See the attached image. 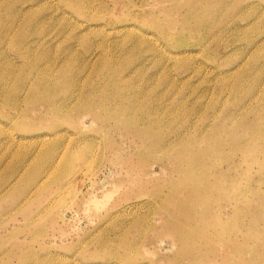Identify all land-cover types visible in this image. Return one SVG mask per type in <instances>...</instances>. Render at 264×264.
Listing matches in <instances>:
<instances>
[{
    "label": "rangeland",
    "instance_id": "374dc122",
    "mask_svg": "<svg viewBox=\"0 0 264 264\" xmlns=\"http://www.w3.org/2000/svg\"><path fill=\"white\" fill-rule=\"evenodd\" d=\"M263 4L0 0V264H190L172 229L198 223L192 195L199 264H264ZM196 158L198 192L179 171Z\"/></svg>",
    "mask_w": 264,
    "mask_h": 264
},
{
    "label": "bare ground",
    "instance_id": "6f19581e",
    "mask_svg": "<svg viewBox=\"0 0 264 264\" xmlns=\"http://www.w3.org/2000/svg\"><path fill=\"white\" fill-rule=\"evenodd\" d=\"M144 2H146V1H144ZM224 2V1H223ZM222 2V3H223ZM226 3V2H225ZM53 4V3H52ZM56 5V4H55ZM227 5V4H226ZM229 5V4H228ZM264 5V4H263ZM263 5L261 6V7H263ZM196 7H197V5H196ZM200 7V6H199ZM199 7H198V9H199ZM54 8V7H53ZM57 8V7H56ZM133 8H135V7H133ZM191 8V7H190ZM137 9V8H136ZM196 9V8H195ZM51 10V9H50ZM57 10H58V8H57ZM59 10H60V8H59ZM189 10V9H188ZM56 11V10H55ZM136 11V10H135ZM52 12V11H51ZM193 12V11H192ZM197 12V11H196ZM201 12H203V11H201ZM187 13V12H186ZM138 14V13H137ZM188 14V13H187ZM191 14V13H190ZM197 14V13H196ZM201 14V13H200ZM192 15V14H191ZM198 15H199V13H198ZM200 16V15H199ZM189 17V16H188ZM194 17V16H193ZM186 18H187V16H186ZM197 18H199V17H197ZM150 19V18H149ZM36 20V19H35ZM189 20V19H188ZM214 20H216V19H214ZM32 21V20H31ZM39 21H41L40 19H39ZM157 21V20H156ZM184 21V20H183ZM182 21V22H183ZM35 22V21H34ZM158 22V21H157ZM194 22V21H193ZM202 22V21H201ZM31 23V22H30ZM29 23V24H30ZM195 23V22H194ZM215 23V22H214ZM218 23H219V21H218ZM73 24V23H72ZM191 24V23H190ZM205 24V23H204ZM220 24V23H219ZM31 25V24H30ZM170 25H172V24H170ZM195 25H196V23H195ZM213 25V24H212ZM74 26V25H73ZM168 26V25H167ZM201 26V25H200ZM207 26V25H206ZM211 26V25H210ZM217 26V25H216ZM72 27V26H71ZM175 27V26H174ZM186 27V26H185ZM184 27V28H185ZM192 27V26H191ZM198 27V26H197ZM30 28V27H29ZM122 28V27H121ZM131 28V27H130ZM133 28V27H132ZM186 28H188V27H186ZM207 28V27H206ZM10 30V29H9ZM25 30V29H24ZM119 30V29H118ZM187 30H189V29H187ZM191 30V29H190ZM11 31V30H10ZM122 31H124L123 29H122ZM126 31H129V29L127 28V30ZM133 31V30H132ZM135 31V30H134ZM155 31V30H154ZM12 32H13V30H12ZM146 32V31H145ZM190 32V31H189ZM6 33V32H5ZM10 33V32H9ZM9 33H8V35H9ZM119 33V32H118ZM127 33V32H126ZM125 33V34H126ZM129 33V32H128ZM147 33V32H146ZM152 33V32H151ZM12 34H14V33H12ZM28 34V33H27ZM135 34V33H134ZM148 34V33H147ZM18 35V34H17ZM127 35V34H126ZM136 35V34H135ZM140 35V34H139ZM149 35V34H148ZM154 35V34H153ZM177 35H180V34H177ZM11 36V35H10ZM26 36V35H25ZM107 36V35H106ZM129 36V35H128ZM130 36H131V34H130ZM144 36V35H143ZM4 37V36H3ZM13 37V36H12ZM11 37V38H12ZM23 37V36H22ZM40 37V36H39ZM38 37V38H39ZM108 37H109V35H108ZM117 37V36H116ZM124 37H125V35H124ZM133 37V36H132ZM148 37V36H147ZM175 37H178V36H176L175 35ZM175 37H174V39H175ZM6 38V37H5ZM24 38V37H23ZM30 38V37H29ZM110 38H111V36H110ZM117 38H119V37H117ZM126 38V37H125ZM139 38V37H138ZM10 39V38H9ZM8 39V40H9ZM25 39H27V38H25ZM73 39V38H72ZM115 39V38H114ZM131 39V38H130ZM133 39H135V38H133ZM140 39V38H139ZM149 39V38H148ZM151 39V38H150ZM155 39V38H154ZM158 39H160V38H158ZM14 40V39H13ZM22 40V39H21ZM30 40V39H29ZM48 40V39H47ZM108 40H109V38H108ZM119 40V39H118ZM132 40V39H131ZM135 40H137V39H135ZM40 41V40H39ZM121 40H119V42H120ZM123 41V40H122ZM139 41V40H138ZM153 41V40H152ZM157 41V40H156ZM168 41V40H167ZM175 41H176V39H175ZM199 41V40H198ZM32 42V41H31ZM36 41H34V43H35ZM37 42H38V40H37ZM131 42V41H130ZM143 42V41H142ZM142 42H140V43H142ZM158 42V41H157ZM180 42V41H179ZM187 42H189V41H187ZM14 43V42H13ZM30 43V42H29ZM121 43V42H120ZM152 43V42H151ZM176 43H177V41H176ZM175 43V44H176ZM194 43V42H193ZM21 44H24V43H20L19 45H21ZM26 44V43H25ZM39 43H37V45H38ZM154 44V43H153ZM179 44V43H178ZM177 44V45H178ZM16 45V44H15ZM141 44H139V46H140ZM147 45V44H146ZM145 45V46H146ZM159 44H157V46H158ZM167 45H169L170 46V44H167ZM194 45V44H193ZM13 46H14V44H13ZM22 46V45H21ZM29 46V45H28ZM35 46V45H34ZM150 46V45H149ZM171 46H173V45H171ZM195 46V45H194ZM197 46V45H196ZM195 46V47H196ZM201 46V45H200ZM199 46V47H200ZM203 46H205L204 45V43H203ZM255 46V45H254ZM31 47V46H30ZM18 48H20V47H18ZM17 48V49H18ZM132 48V47H131ZM135 48H137V47H135ZM165 48V47H164ZM183 48V47H182ZM185 48V47H184ZM187 48V47H186ZM202 48V47H201ZM253 48V47H252ZM251 48V49H252ZM256 48V47H255ZM26 49H28V48H26ZM33 49V48H32ZM141 49V48H140ZM150 49V48H149ZM155 49V48H154ZM159 49V48H158ZM4 50V49H3ZM131 50H133V49H131ZM143 49H141V51H142ZM145 50V49H144ZM2 51V50H1ZM18 51V50H17ZM36 51V50H35ZM140 51V52H141ZM145 51H147V49L145 50ZM163 51V50H162ZM192 51V50H191ZM19 52V51H18ZM28 52V51H27ZM144 51H142V53H143ZM148 52H149V50H148ZM153 52V51H152ZM169 52V51H168ZM5 53V52H4ZM145 53V52H144ZM165 53V52H164ZM171 53V52H170ZM186 53V52H185ZM22 54V53H21ZM25 54V53H24ZM31 54V53H30ZM152 54V53H151ZM172 54V53H171ZM174 54V53H173ZM188 54V53H187ZM199 54V53H198ZM162 55V54H161ZM164 55H166V54H164ZM192 55V54H191ZM25 56V55H24ZM151 56V55H150ZM171 56V55H170ZM184 56L185 55H183V58H184ZM195 56V55H194ZM22 57V56H21ZM30 57H32V55L30 56ZM152 57V56H151ZM150 57V58H151ZM155 57V56H154ZM153 57V58H154ZM164 57V56H163ZM174 57V56H173ZM186 57H189V56H186ZM249 57V56H248ZM23 58V57H22ZM34 58V57H33ZM39 58V57H38ZM69 58H70V56H69ZM68 58V59H69ZM141 58V57H140ZM149 58V57H148ZM168 58V57H167ZM171 58V57H170ZM175 58V57H174ZM194 58V57H193ZM28 59V58H27ZM63 59V58H62ZM137 59H138V57H137ZM173 59V58H172ZM192 59V58H191ZM60 60V59H59ZM83 59H81V61H82ZM144 60V59H143ZM166 60H168V59H166ZM246 60V59H245ZM63 61V60H62ZM169 61V60H168ZM264 62V61H263ZM262 62V63H263ZM32 63H34V62H32ZM82 64L83 63H85L84 62V60H83V62H81ZM107 63H108V61H107ZM244 63V62H243ZM86 64V63H85ZM261 64V63H260ZM23 65H24V63H23ZM39 66V65H38ZM80 66H82V65H80ZM86 66V65H85ZM241 66H242V64H241ZM33 67H35V66H33ZM135 67V66H134ZM243 67V66H242ZM37 68V67H36ZM49 68V67H48ZM48 68H46L45 67V69H47L48 71H50ZM79 68H81V67H79ZM89 68V67H88ZM137 68V67H136ZM252 68V67H251ZM250 68V69H251ZM83 69H84V67H83ZM85 69H87V68H85ZM138 69V68H137ZM237 69H238V67H237ZM241 69V68H240ZM249 69V70H250ZM256 69V68H255ZM254 69V70H255ZM44 70V69H43ZM78 70H80V69H78ZM77 70V71H78ZM88 70V69H87ZM90 70V69H89ZM135 70V69H134ZM245 70V69H244ZM35 71V70H34ZM83 71V70H82ZM105 71V70H104ZM137 71V70H136ZM29 72V71H28ZM27 72V73H28ZM51 72H53V71H51ZM79 72V71H78ZM78 72H76L78 75L80 74V72L78 73ZM84 72H86V71H84ZM115 73V72H114ZM253 73V72H252ZM256 73H257V71H256ZM49 74V73H48ZM48 74H46V75H48ZM52 74V73H51ZM247 75H248V73H246ZM255 74V73H254ZM76 75V74H75ZM108 75H109V73H108ZM252 75V74H251ZM44 75L42 74V77H43ZM106 76V75H105ZM114 76V75H113ZM245 76V75H244ZM244 76H241V77H244ZM253 76V75H252ZM251 76V77H252ZM37 77V76H36ZM70 77H72V76H70ZM73 77H75L74 75H73ZM104 77V76H103ZM115 77V76H114ZM240 77V76H239ZM35 78V77H34ZM76 78H77V76H76ZM75 78V79H76ZM248 78H250V77H248ZM254 78V77H253ZM36 79V78H35ZM44 79V78H43ZM46 79H47V81H48V78L46 77ZM75 79H73L72 78V80H75ZM106 79H108L107 77H106ZM37 80V79H36ZM69 80L70 79H67V80H63L64 81V83H68L69 82ZM105 80V79H104ZM115 80V79H114ZM121 80H122V77H121ZM120 80V81H121ZM124 80V79H123ZM122 80V81H123ZM260 80V79H259ZM40 81H43V80H40ZM71 81V80H70ZM79 81V80H78ZM106 81V80H105ZM246 81V80H245ZM247 81H248V79H247ZM246 81V82H247ZM45 82H46V80H45ZM49 82V81H48ZM72 82V81H71ZM75 82V81H74ZM239 82V81H238ZM250 82V81H249ZM262 82V81H261ZM30 83V82H29ZM44 83V82H43ZM73 83V82H72ZM121 83V82H120ZM256 83V82H255ZM23 84V83H22ZM37 86L39 85L38 83H35ZM45 84V83H44ZM106 84V83H105ZM104 84V85H105ZM111 84H112V82H111ZM110 84V85H111ZM238 84V83H237ZM52 86V84L51 83H47L46 85H44V86H41L42 87V89L43 88H45V91H47V89H48V87L49 86ZM62 85V84H61ZM73 85H75L74 83H73ZM72 85V86H73ZM78 85V84H77ZM77 85H75V88H76V86ZM253 85V84H252ZM262 85V84H261ZM264 85V84H263ZM29 86V85H28ZM40 86V85H39ZM55 86H57L55 83L53 84V86H52V88L53 87H55ZM106 86V85H105ZM108 86V85H107ZM117 86V85H116ZM246 86H247V84H246ZM36 87V86H35ZM59 87V86H58ZM110 87V86H109ZM108 87V88H109ZM252 87H254V86H252ZM263 87V86H262ZM37 88V87H36ZM71 88H73V87H71ZM79 88V87H78ZM106 88V87H105ZM243 88V87H242ZM247 88V87H246ZM248 88H249V86H248ZM27 89V88H26ZM54 89H57V88H54ZM110 89V88H109ZM113 89V88H112ZM249 89H251V88H249ZM111 90V89H110ZM69 92H70V90H68ZM71 91H73V90H71ZM77 91H78V89H77ZM76 91V92H77ZM113 91V90H112ZM253 91V90H252ZM73 92H75V91H73ZM73 92H71V93H73ZM115 92V91H114ZM124 93V92H123ZM251 93V92H250ZM257 92H255V94H256ZM258 93H260V91L258 92ZM264 93V92H263ZM56 94V93H55ZM120 94H122V93H120ZM120 94H119V96H120ZM130 94V93H129ZM106 95V94H105ZM105 95H103V96H105ZM125 95V94H124ZM252 95V94H251ZM258 95V94H257ZM260 95H261V93H260ZM68 96V95H67ZM75 96V95H74ZM89 96V95H88ZM93 96V95H92ZM99 96V95H98ZM53 97V96H52ZM70 97V96H69ZM90 97H91V95H90ZM89 97V98H90ZM250 97V96H249ZM262 97H263V95H262ZM55 98V97H54ZM54 98H52V99H54ZM76 98V97H75ZM92 98V97H91ZM90 98V99H91ZM109 98V97H108ZM120 98H121V96H120ZM78 99V97L76 98V100ZM254 99V98H253ZM59 100V99H58ZM57 100V101H58ZM70 100H71V98H70ZM89 100V99H88ZM92 100V99H91ZM90 100V101H91ZM102 100H104V99H102ZM123 100V99H122ZM251 101H253L252 100V97H251V99H250ZM249 100V101H250ZM258 100V99H257ZM87 101V100H86ZM135 101V100H134ZM248 101V102H249ZM250 101V102H251ZM261 101V100H260ZM264 101V100H263ZM66 102V101H65ZM99 102V101H98ZM248 102H247V104H248ZM57 104V103H56ZM89 104V103H88ZM107 104V103H106ZM264 104V103H263ZM84 105V107H82V108H84V109H86L85 107H86V105L85 104H83ZM83 105H81V106H83ZM92 105H93V103H92ZM95 105V104H94ZM97 105H98V103H97ZM249 105V104H248ZM65 106H66V104H65ZM96 106V105H95ZM256 106H258V105H256ZM263 106V105H262ZM105 107V106H104ZM246 107H248V106H246ZM246 107H244L245 109H247ZM250 107V106H249ZM80 108V107H79ZM93 109V108H92ZM95 109H97V108H95L94 107V110ZM105 110V109H104ZM110 110V109H109ZM248 110V109H247ZM246 110V111H247ZM96 111V110H95ZM150 111H153V110H150ZM149 111V112H150ZM242 111H243V109H242ZM250 111V110H249ZM84 112V111H83ZM87 112H89V111H87ZM86 112V113H87ZM119 112H121V111H118V114H120ZM80 113V112H79ZM158 113V112H157ZM242 113V112H241ZM116 114V113H115ZM118 114H117V116H118ZM81 115V114H80ZM80 115H78L79 117H80ZM84 115V114H83ZM150 115V114H149ZM78 117V118H79ZM118 118V117H117ZM154 118V117H153ZM81 120H82V118H81ZM116 120V119H115ZM118 121H119V119H117ZM154 120H155V118H154ZM124 121V120H123ZM117 123H119V122H117ZM148 123V122H147ZM247 136H248V134H247ZM259 137V136H258ZM43 138V137H42ZM45 138V137H44ZM244 138V137H243ZM44 140V139H43ZM42 140V141H43ZM260 140V139H259ZM261 141V140H260ZM259 141V142H260ZM262 142V141H261ZM257 153H259V151L258 150H251V149H249L248 147H246L245 148V152L243 151V154H244V156L245 157H247V158H249V164H251L252 162H258V159H257ZM203 156V155H202ZM201 157V156H200ZM264 162V161H263ZM262 162V163H263ZM202 163V160L200 159V158H196L195 160H193V161H191L190 159L189 160H186L185 159V161L183 162V165L179 168V171L181 172V175L184 177V180L185 181H187L188 183H189V185H190V187L192 188V189H194V191L195 192H198V191H201V190H205V189H207L208 187H209V184H208V182L210 181L208 178H209V175L211 174V168H209V167H206L203 163ZM262 163H261V165H262ZM264 164V163H263ZM36 171V170H35ZM232 184H233V186L235 187V189H234V191L232 192L233 193V195H236V196H238V195H241V194H243V193H239V188L241 189V184L240 183H237V179L235 180V178H233L232 179ZM259 183L260 184H262L263 186H264V170H263V172L261 173V175H260V177H259ZM236 182V183H235ZM237 185V186H236ZM244 187H247V184H245V186ZM243 187V188H244ZM246 190V189H245ZM243 191V190H242ZM231 193V194H232ZM246 193V192H245ZM230 194V195H231ZM243 196V195H242ZM238 198V197H237ZM199 199V200H198ZM189 200V199H188ZM190 201H191V205H189V207L187 208V207H184L183 209H182V212L185 214V219L187 220V221H190V223H191V226L193 225V223H192V221L191 220H195V223H196V221L198 222L197 224H194V226L192 227V229L191 228H189V227H187V228H181V227H175L174 229H172V234L176 237V240H177V242H178V244H179V246H180V249L178 248V251H177V253H179V254H184V255H189V257L191 258L190 260V264H199V262L201 261V259L203 258V257H205L203 254H202V252L200 251V249H199V247H198V240L199 239H201V238H204V236H205V233L202 231H200L201 229H202V227H200V226H198L199 225V221L201 222V220H202V210H201V208H200V205H203V203H205L207 200H205V198L202 196V195H200V196H198L197 198H196V196L195 195H192V198H190ZM223 214V213H222ZM189 215H191V217H189V218H187ZM187 216V217H186ZM141 221V220H140ZM143 221V220H142ZM167 226H168V224H167ZM172 226H174V224H171L170 225V227H172ZM169 227V226H168ZM201 228V229H200ZM139 235V234H138ZM199 238V239H198ZM232 240H233V242L231 243V240H227L226 242H223L222 243V246H223V248L225 249L227 246L228 247H233V245L236 243L235 242V239H233V238H231ZM231 243V244H230ZM226 244V245H225ZM259 244L261 245V246H264V237L259 241ZM174 244H172V246H173ZM134 247H135V245H134ZM223 248H214V250H213V254H220L222 251V260H226V259H228V256H227V254L229 253V252H227L226 251V249L225 250H223ZM132 250V249H131ZM222 250V251H221ZM231 252V251H230ZM212 254V255H213ZM229 256H230V260H232V256L229 254ZM210 258H213V257H209L208 259H210ZM233 263V262H232Z\"/></svg>",
    "mask_w": 264,
    "mask_h": 264
}]
</instances>
